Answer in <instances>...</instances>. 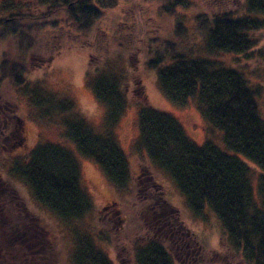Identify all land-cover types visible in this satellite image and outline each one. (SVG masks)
<instances>
[{
    "label": "trees",
    "instance_id": "obj_1",
    "mask_svg": "<svg viewBox=\"0 0 264 264\" xmlns=\"http://www.w3.org/2000/svg\"><path fill=\"white\" fill-rule=\"evenodd\" d=\"M97 1L42 0L38 4L45 7L41 15L25 13L21 5L13 2L16 11L20 9L12 13L9 20L0 22V29L5 32L2 35L8 31L7 36H17L21 43L26 41L28 48L34 42L31 34L47 28L56 32L63 26L68 30L69 41L73 31L86 38L101 17ZM180 1L175 0L174 4H180ZM198 25L206 35L207 55L254 53L259 48L255 34L264 31V0H241L236 8L217 12L200 20ZM21 26L23 30H18ZM55 49L56 52L60 50ZM53 53H50L48 63L53 60ZM93 58L94 54H91V63ZM166 59V55L156 58L161 93L181 108L189 100H195L203 120L223 134L226 151L211 141L198 146L188 138L175 118L145 106L138 115L134 150L145 153L148 162L174 181L195 219L204 220L206 208L218 218L223 228L221 239L225 254L212 252L215 260L226 259L232 254L246 264H264V117L258 108L261 94L243 71L227 68L209 57L176 54L170 57L168 66H163ZM35 67L33 69H41L42 64ZM94 69L89 68L87 72V84L105 110V132L102 134L89 128L69 99L58 98L56 101L53 94L47 92L46 95L37 86L28 91L37 107L45 106L54 115L64 118L72 116L63 121L65 138L80 156L101 170L116 191L123 194L130 191L131 175L128 160L112 133L126 110L122 80L102 68ZM27 71H30L28 64L15 66L9 63L0 67V74L4 75L1 78L13 77L16 86L28 83ZM242 158L260 170L256 188L253 173ZM145 168L146 172H141L144 174L136 180L137 198L146 205V211H152L154 222L162 224L163 233L134 240L131 244L128 240L126 248L121 245L118 252L115 251L118 262L125 264L123 257H128L129 264H206L210 258L206 249L185 227L177 209L166 199L162 185L150 169ZM9 177L24 185L38 205L67 226L84 220L92 209L91 199L82 189L76 159L60 146H37L27 162L12 163ZM80 230H72L74 264H112L95 243L93 235L85 233L83 227ZM101 238L105 240L100 239L102 242L111 244L106 235L102 234Z\"/></svg>",
    "mask_w": 264,
    "mask_h": 264
},
{
    "label": "rangeland",
    "instance_id": "obj_2",
    "mask_svg": "<svg viewBox=\"0 0 264 264\" xmlns=\"http://www.w3.org/2000/svg\"><path fill=\"white\" fill-rule=\"evenodd\" d=\"M41 1L0 0V22L9 20L16 11L13 2L21 5L25 13L41 15L45 11V7L38 6ZM174 1L98 0L96 6L101 17L86 38L73 31L69 41L68 30L63 26L56 32L42 29L31 34L34 42L30 50L26 41L21 43L17 36H7L8 31L2 35L5 32L0 29V67L9 63L15 66L28 64L30 70L26 76L28 83L24 86H16L13 77L1 78L3 74H0V264H74L72 230L81 231L82 227L85 233L93 235L95 243L112 264H120L115 252L119 246L126 248L128 240L131 244L134 240L163 233L162 224L154 222L152 211H146V205L137 198L136 180L144 174L141 172L146 170L145 167L162 185L166 199L177 209L185 227L206 249L210 257L206 264H246L232 254L226 259L215 260L212 252L225 254L221 239L223 228L218 218L206 208L205 219H195L174 181L148 162L145 153L134 150V143L138 138V115L145 106L175 118L188 138L198 146L211 141L226 151L223 134L203 120L195 100H189L181 108L161 93L156 58L166 55L162 65L168 66L170 57L176 54L209 57L227 68L243 71L261 94L258 108L264 117V31L255 34L259 48L254 53L209 56L205 52L206 35L198 25L199 21L236 8L241 0H181L177 5ZM18 30H23L22 26ZM55 48L60 50L56 52ZM52 51L54 58L48 63ZM91 54H94L92 63ZM39 63L41 69H33ZM96 67L122 80L126 110L112 133L128 160L131 175L130 191L123 194L116 191L101 170L80 156L65 138L63 121L72 116L64 118L54 115L45 106L37 107L28 91L37 86L46 95L47 92L53 94L56 101L58 98L69 99L89 128L102 134L105 132V110L87 84L89 68ZM45 144L60 146L73 154L80 167L82 189L91 199L90 213L72 226L62 223L38 205L24 185L9 177L13 162H27L31 151ZM242 160L249 165L256 188L260 170L244 158ZM102 234L109 237L110 245L102 242L105 241ZM123 259L125 264L130 263V258Z\"/></svg>",
    "mask_w": 264,
    "mask_h": 264
}]
</instances>
